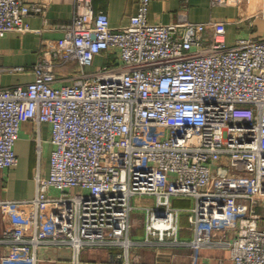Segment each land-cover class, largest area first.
Masks as SVG:
<instances>
[{
	"label": "built area",
	"instance_id": "1",
	"mask_svg": "<svg viewBox=\"0 0 264 264\" xmlns=\"http://www.w3.org/2000/svg\"><path fill=\"white\" fill-rule=\"evenodd\" d=\"M68 1L73 18L44 43L34 78L0 86V170L18 162L22 123H48L52 143L49 175H36L28 201L34 233L0 241L119 246L113 258L125 264L133 246L155 240L189 245L195 261L201 247L217 245L234 264H264V37L230 43L220 19L151 22L152 0H138L129 22L114 27L91 0ZM46 4L0 0V41L29 31L26 18ZM73 60L77 72L55 71ZM176 199L193 204L182 209ZM139 224L143 237H131Z\"/></svg>",
	"mask_w": 264,
	"mask_h": 264
},
{
	"label": "crops",
	"instance_id": "2",
	"mask_svg": "<svg viewBox=\"0 0 264 264\" xmlns=\"http://www.w3.org/2000/svg\"><path fill=\"white\" fill-rule=\"evenodd\" d=\"M26 3L45 1L43 15L26 18L30 30L12 31L0 41V86L23 84L34 78L31 67L42 57L44 43L63 36L62 27L69 24L75 5L68 0H24ZM138 0H91L95 10L108 13L114 27L127 24L137 11ZM148 18L151 22H207L226 20L228 42L237 38L264 37V0H245L239 5H219L213 0H152ZM103 59L98 56L90 70L98 69ZM18 67H26L25 71ZM41 151L37 152V139ZM48 123H22L15 151L18 162L9 169L0 170V237L32 235L36 229V209L29 203L36 196V175L47 177L50 171L52 143ZM136 197L134 204L148 203ZM152 200V199H151ZM174 200V205L178 202ZM180 235L191 239L187 218L182 215ZM143 224L133 228L130 236L142 238ZM119 246H90L80 251L68 242L50 241L36 247L13 246L0 241V264H125L114 259ZM132 264H234L229 249L222 246L201 247L195 261L191 247L155 240L152 245H136L130 250Z\"/></svg>",
	"mask_w": 264,
	"mask_h": 264
},
{
	"label": "trees",
	"instance_id": "3",
	"mask_svg": "<svg viewBox=\"0 0 264 264\" xmlns=\"http://www.w3.org/2000/svg\"><path fill=\"white\" fill-rule=\"evenodd\" d=\"M79 68H80L79 62L73 60L57 66L55 71L59 74H71L77 72Z\"/></svg>",
	"mask_w": 264,
	"mask_h": 264
},
{
	"label": "rangeland",
	"instance_id": "4",
	"mask_svg": "<svg viewBox=\"0 0 264 264\" xmlns=\"http://www.w3.org/2000/svg\"><path fill=\"white\" fill-rule=\"evenodd\" d=\"M148 199V203L151 202V198H146ZM144 199V200H146ZM178 202H176L175 206L176 207H179V208H182V209H186V208H190L193 204L192 200L191 199H179L177 200ZM144 212L141 211V210H138L137 212H135L134 214L137 215V216H140L141 218L143 217V214ZM185 217L186 215L183 214Z\"/></svg>",
	"mask_w": 264,
	"mask_h": 264
}]
</instances>
